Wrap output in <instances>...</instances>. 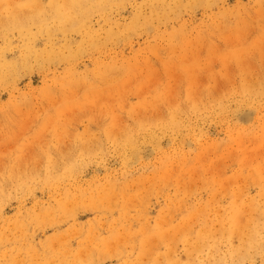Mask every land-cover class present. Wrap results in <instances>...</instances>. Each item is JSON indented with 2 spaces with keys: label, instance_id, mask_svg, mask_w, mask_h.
<instances>
[{
  "label": "rangeland",
  "instance_id": "374dc122",
  "mask_svg": "<svg viewBox=\"0 0 264 264\" xmlns=\"http://www.w3.org/2000/svg\"><path fill=\"white\" fill-rule=\"evenodd\" d=\"M0 264H264V0H0Z\"/></svg>",
  "mask_w": 264,
  "mask_h": 264
}]
</instances>
